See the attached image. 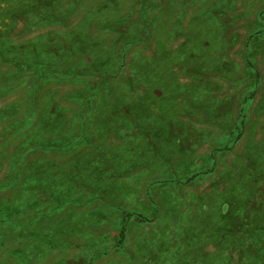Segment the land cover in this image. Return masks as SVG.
Masks as SVG:
<instances>
[{
    "label": "rangeland",
    "instance_id": "obj_1",
    "mask_svg": "<svg viewBox=\"0 0 264 264\" xmlns=\"http://www.w3.org/2000/svg\"><path fill=\"white\" fill-rule=\"evenodd\" d=\"M0 264H264V0H0Z\"/></svg>",
    "mask_w": 264,
    "mask_h": 264
},
{
    "label": "trees",
    "instance_id": "obj_2",
    "mask_svg": "<svg viewBox=\"0 0 264 264\" xmlns=\"http://www.w3.org/2000/svg\"><path fill=\"white\" fill-rule=\"evenodd\" d=\"M191 179V178H190ZM133 214H129V216L131 217ZM127 225H124L119 233V237H120V241H124L127 238Z\"/></svg>",
    "mask_w": 264,
    "mask_h": 264
}]
</instances>
